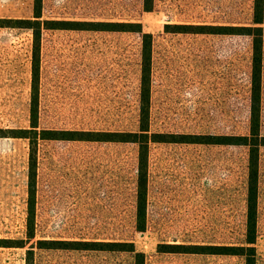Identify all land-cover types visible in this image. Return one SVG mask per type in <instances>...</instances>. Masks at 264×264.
Instances as JSON below:
<instances>
[{
    "label": "rangeland",
    "instance_id": "rangeland-1",
    "mask_svg": "<svg viewBox=\"0 0 264 264\" xmlns=\"http://www.w3.org/2000/svg\"><path fill=\"white\" fill-rule=\"evenodd\" d=\"M44 0L43 18L139 20L154 35L152 128L247 133L248 36L167 33L166 23H249L253 0ZM1 19L34 18V0H0ZM33 32L0 27V239H27ZM138 33L45 30L40 128L136 130ZM262 125L264 132V65ZM148 228H135L137 145L43 141L37 147V239H129L147 264H245L240 256L160 254V242L243 243L248 151L243 146L151 145ZM258 261L264 264V148L260 152ZM30 245V244H28ZM27 248L0 246V264ZM35 264H134L127 252L39 249Z\"/></svg>",
    "mask_w": 264,
    "mask_h": 264
},
{
    "label": "trees",
    "instance_id": "trees-1",
    "mask_svg": "<svg viewBox=\"0 0 264 264\" xmlns=\"http://www.w3.org/2000/svg\"><path fill=\"white\" fill-rule=\"evenodd\" d=\"M155 0H143V9L153 11ZM44 0H34V18L1 19L0 27H21L33 32L32 90L30 128L9 129V135L26 138L30 142L29 199L27 239L15 243L13 239H0V246L27 248L26 264H35V247L76 251L127 252L134 264H147V254L136 248L129 239H46L36 237V179L37 147L43 141L115 142L137 145L138 176L135 228L145 232L148 228V187L151 145L157 143L243 146L248 151V183L246 198V233L243 243L160 242V254H195L240 256L245 264H257L260 152L264 148L262 125L263 65H264V0H253L249 23H166L167 33H192L248 36L252 43L250 79V121L247 133H191L156 131L152 128V79L154 35L144 30L139 20H95L43 18ZM45 30H74L96 32L138 33L142 39V61L139 93V118L136 130L40 128L41 41ZM30 244V245H28Z\"/></svg>",
    "mask_w": 264,
    "mask_h": 264
}]
</instances>
